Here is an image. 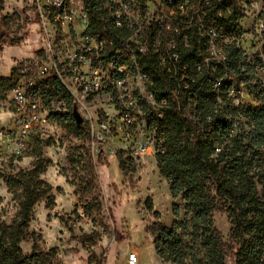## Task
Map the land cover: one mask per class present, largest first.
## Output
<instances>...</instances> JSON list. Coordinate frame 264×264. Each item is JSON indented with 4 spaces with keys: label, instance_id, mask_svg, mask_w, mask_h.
Returning a JSON list of instances; mask_svg holds the SVG:
<instances>
[{
    "label": "built area",
    "instance_id": "built-area-1",
    "mask_svg": "<svg viewBox=\"0 0 264 264\" xmlns=\"http://www.w3.org/2000/svg\"><path fill=\"white\" fill-rule=\"evenodd\" d=\"M33 1L44 47L14 75L13 126L0 129V150L22 153L31 134L48 123L50 110L36 90L54 76L89 125L94 157L156 160L165 152L156 122L179 112L197 123L202 86L210 78L215 108L225 100L234 107L264 105V0H105L117 40L87 32L83 0ZM236 13L239 32L231 17ZM229 46L247 62L239 85L223 52ZM127 264H138L136 252Z\"/></svg>",
    "mask_w": 264,
    "mask_h": 264
},
{
    "label": "trees",
    "instance_id": "trees-1",
    "mask_svg": "<svg viewBox=\"0 0 264 264\" xmlns=\"http://www.w3.org/2000/svg\"><path fill=\"white\" fill-rule=\"evenodd\" d=\"M83 3L90 20L87 32L117 40L119 30L112 27L105 0H83ZM3 5L4 0H0V12ZM231 17L235 31L239 32L240 15ZM1 23L8 28V17L2 16ZM22 40V35L11 36L0 28V53L5 45H20ZM195 51L192 48L185 56L189 58ZM223 52L239 85L247 77L243 52L236 46L225 47ZM22 65L11 77L0 76V101L10 94L14 75ZM223 73L220 67L217 76ZM214 80L210 78L202 86L197 123L179 112H170L156 122L165 148L156 157L157 167L168 182L172 197H181L185 202L187 216L181 218L179 208L175 207L176 221L167 226L148 199V208L156 220L146 232L152 236L158 258L170 264H228V258H233L234 264H264V105L234 107L225 100L215 108ZM36 91L50 110V121L64 125L71 135L86 142L91 155L89 125L86 121L76 123L73 116L76 101L59 78L38 82ZM54 103H60L62 108L55 110ZM208 116L212 117L211 122L207 121ZM47 144L35 136L32 152L38 160L34 168L4 177L7 188L19 200V212L11 225L0 219V264L42 262L35 247L32 253L24 255L20 243L28 235L35 206L51 191L50 185L41 179L48 167L42 157V147ZM118 161L125 174L134 171L132 157L119 154ZM90 171L93 175L92 163ZM220 206L227 208L232 223L230 243L224 241L214 226L213 215ZM91 208L89 203L83 209L89 214ZM98 239V233L85 234L82 242L94 246Z\"/></svg>",
    "mask_w": 264,
    "mask_h": 264
},
{
    "label": "rangeland",
    "instance_id": "rangeland-1",
    "mask_svg": "<svg viewBox=\"0 0 264 264\" xmlns=\"http://www.w3.org/2000/svg\"><path fill=\"white\" fill-rule=\"evenodd\" d=\"M33 2L4 0L0 28L11 36L22 35L23 40L20 45L3 47L1 77H11L18 66L33 61L43 50V33ZM2 16L8 17V28L2 26ZM53 106L55 110L62 108L60 103ZM12 126L13 104L9 94L0 101V129ZM35 136L48 142L42 147L48 167L41 179L50 185L51 191L34 208L28 235L20 243L24 255L32 253L35 247L41 253L40 264H127L128 255L136 252L138 264H170L158 258L152 236L146 232L156 220L147 200H151L167 226L176 221L175 207L179 208L181 218L187 212L181 197H172L156 160L133 158L134 171L125 174L119 167V155H90L86 142L71 135L64 125L50 120L31 134L22 153L15 154L11 148L0 150V219L5 225L15 221L19 200L7 188L4 177L34 168L38 160L32 152ZM90 163L94 165L93 175ZM89 203L92 208L86 214L83 208ZM213 220L224 241L230 243L232 223L227 208L220 206ZM92 233L99 234L97 243L85 245L84 235ZM227 263L234 264L233 258H228Z\"/></svg>",
    "mask_w": 264,
    "mask_h": 264
},
{
    "label": "water",
    "instance_id": "water-1",
    "mask_svg": "<svg viewBox=\"0 0 264 264\" xmlns=\"http://www.w3.org/2000/svg\"><path fill=\"white\" fill-rule=\"evenodd\" d=\"M73 116H74L75 121H76L77 124L80 125V124H82L84 122V118L82 117V115L78 111L77 107L73 111Z\"/></svg>",
    "mask_w": 264,
    "mask_h": 264
}]
</instances>
